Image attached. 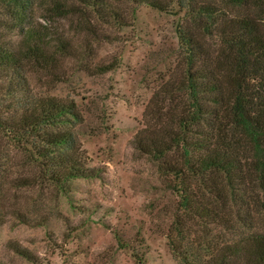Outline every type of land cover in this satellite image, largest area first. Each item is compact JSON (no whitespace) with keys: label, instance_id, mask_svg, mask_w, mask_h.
I'll list each match as a JSON object with an SVG mask.
<instances>
[{"label":"rangeland","instance_id":"1","mask_svg":"<svg viewBox=\"0 0 264 264\" xmlns=\"http://www.w3.org/2000/svg\"><path fill=\"white\" fill-rule=\"evenodd\" d=\"M52 1L32 0L26 25L66 43L55 50L52 72L23 62L22 89L0 75V118L38 97L73 103L75 115L22 135L0 127V264H183L173 244L201 246V226L181 216L177 179L132 140L153 124L145 117L153 91L180 72L176 29L189 25L187 0H159V8L140 0H56L72 6L67 14ZM189 3L216 6L227 18L258 10L220 0ZM217 43L214 35L202 40L209 51ZM0 45L16 55L25 46L1 4ZM108 63L112 68L100 72ZM43 130L70 132L71 146L47 145V151L73 155L90 175L49 180L39 163ZM250 215V230H264V211ZM177 216L184 229L179 241ZM207 229L229 239L218 226Z\"/></svg>","mask_w":264,"mask_h":264},{"label":"trees","instance_id":"2","mask_svg":"<svg viewBox=\"0 0 264 264\" xmlns=\"http://www.w3.org/2000/svg\"><path fill=\"white\" fill-rule=\"evenodd\" d=\"M140 1L155 8L161 3ZM189 1V25L176 29L180 72L153 91L145 112L153 124L133 137L132 146L177 179L181 216L201 226V246L186 245L183 250L178 242L173 244L183 264H264V230H250V210L264 211V0H220L258 8L254 15L228 18L216 6H193ZM0 4L22 29L25 44L18 55L0 45V75L22 89L23 62L52 72L55 50L66 42L26 25L32 0ZM51 5L61 14L71 12L72 6L63 2L53 0ZM207 35L218 40L214 51L202 44ZM112 66L98 69L105 72ZM73 107L38 97L18 114L1 117L0 127L22 135L75 115ZM40 137L46 147L39 148V163L48 167L49 180L90 175L73 155L47 151V145L71 146L70 132L43 130ZM181 221L180 216L174 221L178 241L184 230ZM210 224L226 231L229 239L212 235ZM19 253L28 259L25 252Z\"/></svg>","mask_w":264,"mask_h":264}]
</instances>
